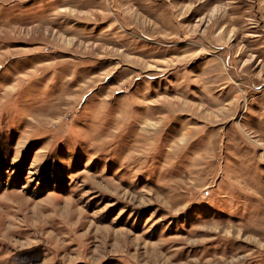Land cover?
I'll list each match as a JSON object with an SVG mask.
<instances>
[{"label": "rangeland", "instance_id": "374dc122", "mask_svg": "<svg viewBox=\"0 0 264 264\" xmlns=\"http://www.w3.org/2000/svg\"><path fill=\"white\" fill-rule=\"evenodd\" d=\"M0 264H264V0H0Z\"/></svg>", "mask_w": 264, "mask_h": 264}]
</instances>
